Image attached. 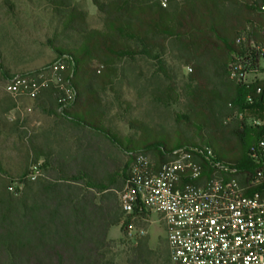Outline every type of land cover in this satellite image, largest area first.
<instances>
[{"label":"trees","instance_id":"1","mask_svg":"<svg viewBox=\"0 0 264 264\" xmlns=\"http://www.w3.org/2000/svg\"><path fill=\"white\" fill-rule=\"evenodd\" d=\"M44 1L65 30L80 36V43L73 49L56 48L67 59L61 75L75 97L70 99L53 86L41 92L54 98L55 116L116 144L127 160L118 167L107 161L89 166L84 159L61 160L33 147L35 162L44 159V176L20 183V195L0 196V264H108L110 231L131 218L123 212L114 190L121 179L125 187L137 154L150 156L158 171L179 149L209 148L218 161L237 171L233 177L247 185L255 172L250 156L264 123L248 126L238 109L234 114L230 108L240 97L262 101L264 80L243 84L229 76L240 66L250 75L259 74L264 60V0H184L178 4L166 0V6L160 0H94L104 15L101 30L89 29L87 14L71 0ZM170 41L191 57L193 66L194 88L186 114L177 116L179 128L169 135L134 122L138 138L120 137L106 125L101 98L113 90L119 76L117 63L134 59L142 50L164 52ZM205 59L225 80L223 91L213 87L204 74L199 63ZM160 71L168 81L162 99L177 101L176 81L163 67ZM198 160L203 175L214 172L210 164ZM133 250L137 264L145 263L151 253L150 237L137 236Z\"/></svg>","mask_w":264,"mask_h":264},{"label":"rangeland","instance_id":"2","mask_svg":"<svg viewBox=\"0 0 264 264\" xmlns=\"http://www.w3.org/2000/svg\"><path fill=\"white\" fill-rule=\"evenodd\" d=\"M71 1L87 14L89 29L103 28L104 15L94 0ZM182 1L173 0L172 4ZM79 43L80 36L65 30L44 0H0V196L20 195L23 189L20 183L34 182L28 176L35 167L40 170L38 179L44 176V161L35 162L33 147L47 150L61 160L84 159L89 166H99L107 161L118 167L126 162L127 154L116 144L58 120L52 113L54 98L49 92L31 97L8 91L7 75L37 78L44 75L51 82L50 86L60 89L59 83H52L53 76L65 70L68 62L56 48L73 49ZM191 61V57L173 41L164 52L149 54L142 50L134 59L119 61L116 65L119 76L113 90L102 94L108 128L122 138L137 139L140 133L132 123L140 122L159 133L173 135L179 128L177 116L186 114L194 88ZM199 64L213 87L223 91L226 82L215 71L214 64L209 59ZM161 67L176 81L177 101L162 99L168 81L161 73ZM233 78L229 76L231 81ZM256 80H264V60L260 63L259 74L248 75L245 84ZM230 109L234 114L238 109L240 119L248 126L264 123V95L258 103L240 97L236 106ZM12 185L16 186V192L10 191ZM123 188L121 179L114 191L119 194ZM153 219L156 221L158 216L154 215L149 221L130 218L112 228L110 247L106 250L107 263L137 264L133 249L136 232L143 230L145 236L150 237L151 253L142 264H172L166 229L159 222L153 223Z\"/></svg>","mask_w":264,"mask_h":264},{"label":"built area","instance_id":"3","mask_svg":"<svg viewBox=\"0 0 264 264\" xmlns=\"http://www.w3.org/2000/svg\"><path fill=\"white\" fill-rule=\"evenodd\" d=\"M160 1L166 6V0ZM234 70L232 76L245 84L250 74L242 66ZM61 73L54 74L52 83H59V90L73 99L75 93L66 87ZM50 84L44 75H16L7 80L10 93L31 97ZM59 103L62 111L64 99ZM199 158L212 166V174L203 175ZM250 158L255 172L242 185L233 177L237 171L218 161L209 148L179 149L158 171L148 155L137 154L119 193L122 210L127 217L142 221L158 216L152 222L166 229L172 264H264V132ZM39 175L35 167L28 179L36 181ZM16 190L10 187L11 192ZM136 234L143 237L146 232Z\"/></svg>","mask_w":264,"mask_h":264},{"label":"crops","instance_id":"4","mask_svg":"<svg viewBox=\"0 0 264 264\" xmlns=\"http://www.w3.org/2000/svg\"><path fill=\"white\" fill-rule=\"evenodd\" d=\"M101 98H102V94H101ZM102 100H103V98H102ZM53 113V112H52ZM54 114V113H53ZM55 115V114H54ZM106 116V115H105ZM57 117V116H56ZM58 118V120H61V121H65L66 123H68V124H70L68 121H66V120H64V119H61V118H59V117H57ZM72 127H74V128H76L74 125H72V124H70ZM78 129V128H77ZM81 131H83V130H81ZM85 132V131H84ZM97 136V135H96ZM99 137V136H98ZM103 139V138H102ZM108 141V140H107ZM38 149H40V150H42L43 151V153H45V154H48V155H52V156H54L52 153H50L49 151H47V150H44V149H42V148H40V147H37ZM43 161H44V159H43Z\"/></svg>","mask_w":264,"mask_h":264}]
</instances>
